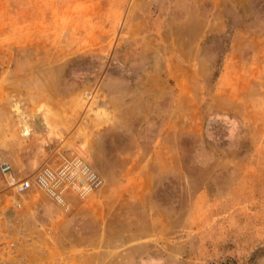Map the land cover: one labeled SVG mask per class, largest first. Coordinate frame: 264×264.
<instances>
[{"label": "rangeland", "instance_id": "obj_1", "mask_svg": "<svg viewBox=\"0 0 264 264\" xmlns=\"http://www.w3.org/2000/svg\"><path fill=\"white\" fill-rule=\"evenodd\" d=\"M63 155L102 185L0 172V264H264V0H0V164Z\"/></svg>", "mask_w": 264, "mask_h": 264}, {"label": "built area", "instance_id": "obj_2", "mask_svg": "<svg viewBox=\"0 0 264 264\" xmlns=\"http://www.w3.org/2000/svg\"><path fill=\"white\" fill-rule=\"evenodd\" d=\"M0 172L14 195H22L33 188L42 190L61 206L67 205V197H84L102 185V179L84 158L68 157L56 166H43L30 175L17 177L11 164L2 162ZM11 196V197H12ZM18 207V205L16 206ZM6 249L0 247V254Z\"/></svg>", "mask_w": 264, "mask_h": 264}, {"label": "bare ground", "instance_id": "obj_3", "mask_svg": "<svg viewBox=\"0 0 264 264\" xmlns=\"http://www.w3.org/2000/svg\"><path fill=\"white\" fill-rule=\"evenodd\" d=\"M95 102H96V105H98V110H100V111L105 110L104 112H106L108 110L107 109L108 104H106L107 102L105 103V101L103 99H97ZM11 108H12V114L13 115L21 114L23 120H26V121L28 120L26 114H24L21 111V109L14 102L11 104ZM102 114H104V113H102ZM31 119H32V122H31L32 129H31L28 122H18L19 126L22 128L21 130H22L24 136L31 135V133L39 134L40 127H42V128L46 127L44 125L43 120L38 119V115L36 113L32 114ZM51 133H52V131H51ZM4 216L6 217L8 222H10V223L13 222L14 218L16 216V209L14 207L10 206L9 208L4 210Z\"/></svg>", "mask_w": 264, "mask_h": 264}, {"label": "crops", "instance_id": "obj_4", "mask_svg": "<svg viewBox=\"0 0 264 264\" xmlns=\"http://www.w3.org/2000/svg\"><path fill=\"white\" fill-rule=\"evenodd\" d=\"M146 264H157V263H153V262L152 263H149V262H147Z\"/></svg>", "mask_w": 264, "mask_h": 264}]
</instances>
